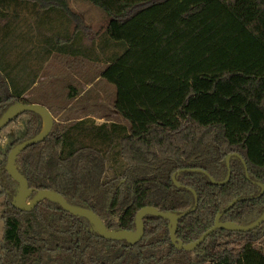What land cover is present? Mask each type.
I'll return each instance as SVG.
<instances>
[{
    "label": "trees",
    "instance_id": "obj_1",
    "mask_svg": "<svg viewBox=\"0 0 264 264\" xmlns=\"http://www.w3.org/2000/svg\"><path fill=\"white\" fill-rule=\"evenodd\" d=\"M73 1L0 0V118L15 102L40 103L57 116L24 97L37 71L15 49L21 36L14 21L33 5L48 21L73 23V33L58 34L54 44L77 55L84 36L99 34ZM83 1L109 20L102 47L122 49L108 56L101 77L115 86L114 109L125 122L55 120L51 133L16 160L35 189L31 198L51 189L92 209L109 229L130 231L145 206L180 214L197 203L180 219L184 243L197 240L236 198L247 197L221 220H256L264 211V0ZM21 125L22 135L2 148L4 132ZM42 129V116L25 111L0 131V264H264V223L245 232L218 229L188 251L172 243L170 221L151 214L142 240L128 245L50 199L18 209L8 154Z\"/></svg>",
    "mask_w": 264,
    "mask_h": 264
},
{
    "label": "rangeland",
    "instance_id": "obj_2",
    "mask_svg": "<svg viewBox=\"0 0 264 264\" xmlns=\"http://www.w3.org/2000/svg\"><path fill=\"white\" fill-rule=\"evenodd\" d=\"M71 6L84 18L94 35L99 34L97 39L92 35L84 36L81 39L82 50L77 55L60 51L54 44L58 34L62 37L66 33H73V23L55 18L48 21L43 11L33 5L24 6L19 10L18 20H15L14 24L16 34H19L21 39L16 42L15 49L17 52L23 51L21 55L24 57V65L28 64V69L37 71L30 91L24 97L50 106L57 115L56 121L94 116L97 123L111 120L125 122L114 109L115 86L101 77L110 55L100 44L109 20L99 8L86 1L74 0ZM8 13L11 18L13 10L8 9ZM12 37L13 35L6 41V45H9L6 52L12 46ZM48 38H51V44L46 42ZM2 48L0 45V52L3 51ZM46 48L48 52H45ZM72 90L74 99L71 101L69 94ZM102 116L105 118H100ZM22 132V125L8 128L4 132L1 147L4 148L8 141L21 136ZM2 209L3 198L0 196V239L3 235Z\"/></svg>",
    "mask_w": 264,
    "mask_h": 264
},
{
    "label": "water",
    "instance_id": "obj_3",
    "mask_svg": "<svg viewBox=\"0 0 264 264\" xmlns=\"http://www.w3.org/2000/svg\"><path fill=\"white\" fill-rule=\"evenodd\" d=\"M25 111H34L40 114L43 118V129L38 135L17 144L11 149L8 154L6 169L11 175V177L18 182V192L13 200V205H15L20 210H32L42 200L50 199L58 202L69 213L87 218L94 226V229L104 238L111 240H126L128 245H134L142 240L146 231L144 218L146 215L151 214L159 218L168 219L170 221V235L172 243L177 249L188 251L195 250L207 239V237L211 233L218 229H229L232 231L245 232L254 230L264 223V211L256 220L247 225H242L230 220H221V217L226 210H228L234 203L244 200L247 197L236 198L228 204V206L222 213L217 214L214 225L208 230H206L197 240L191 243H184L177 236L180 219L195 210L197 207V203L191 209L184 211L180 214L169 211H161L160 209L154 206H145L141 208L136 215V230L130 231L109 229L105 221L92 209L71 204L66 199V197L54 190H38L35 196L31 198L35 189L30 187L27 178L19 170L16 160L20 152H22L25 148L42 142L51 133L55 124V118L51 110L43 104L15 102L1 116L0 131L8 123H10L12 119L24 113ZM227 164L228 166H230V156L227 158ZM229 177L230 172L228 173L227 180L229 179Z\"/></svg>",
    "mask_w": 264,
    "mask_h": 264
},
{
    "label": "crops",
    "instance_id": "obj_4",
    "mask_svg": "<svg viewBox=\"0 0 264 264\" xmlns=\"http://www.w3.org/2000/svg\"><path fill=\"white\" fill-rule=\"evenodd\" d=\"M105 33V32H104ZM102 35H104V34H102ZM82 45H83V43L81 44V46H80V48H81V50H82ZM103 47H105V49H106V52L108 53V51L110 52V54L112 53H114V54H117V53H120V52H122V49L121 48H119L118 46H116L114 43H111V42H108V43H105L104 44V46ZM109 54V53H108ZM74 90V89H73ZM71 91L70 92V94H72L74 91ZM69 94V95H70ZM114 97H115V95H114ZM68 107V106H67ZM116 111V110H115ZM86 117H88V116H86ZM90 117V116H89ZM94 117V116H93ZM92 117V118H93ZM85 118V117H84ZM95 119H96V117H94ZM100 118H105L104 116H102V117H100ZM72 119V118H71ZM99 120H101V119H99ZM112 121V120H111ZM105 122V121H104Z\"/></svg>",
    "mask_w": 264,
    "mask_h": 264
}]
</instances>
